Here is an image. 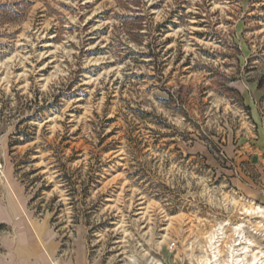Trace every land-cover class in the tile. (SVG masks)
I'll return each mask as SVG.
<instances>
[{
  "label": "rangeland",
  "instance_id": "rangeland-1",
  "mask_svg": "<svg viewBox=\"0 0 264 264\" xmlns=\"http://www.w3.org/2000/svg\"><path fill=\"white\" fill-rule=\"evenodd\" d=\"M255 206L264 0H0V264L264 259Z\"/></svg>",
  "mask_w": 264,
  "mask_h": 264
},
{
  "label": "bare ground",
  "instance_id": "bare-ground-1",
  "mask_svg": "<svg viewBox=\"0 0 264 264\" xmlns=\"http://www.w3.org/2000/svg\"><path fill=\"white\" fill-rule=\"evenodd\" d=\"M243 212L246 213L247 215H251V214L256 213V214H258L260 217H263V218H264V210H263V208L260 207V206H255V207H244V208H243ZM243 227H244V224L241 223V222L235 224L234 229H235V231H237L238 237H240V236L242 237V234H243V231H244V230H243ZM209 238H210V240H209V247L212 249V248H213V247H212V241L214 240L215 235L212 234L211 236H209ZM239 241H240V240H239ZM238 244H240V243H238ZM234 245H236V244H234ZM234 245H230V246H234ZM241 249H242V252H240V253H243V257H241V258H236V259H235V260L239 261L240 264H259L260 261H261V264H264V259H262L261 257H259L258 254H255V253L250 254L249 257L247 258V262L244 263V262H243V258L246 257V256L248 255L249 246H247V245H246V246H242ZM219 251H220V250H217V253H218ZM216 255H217V254H215V255L213 256L214 261H213L212 263H213V264H221V263H218V260L216 259ZM232 260H234V258H233V253H232V257H231V261H232ZM197 262H198L199 264H211V258H210V257H209V258H207V257L202 258V257H201V258H199V259L197 260Z\"/></svg>",
  "mask_w": 264,
  "mask_h": 264
},
{
  "label": "crops",
  "instance_id": "crops-1",
  "mask_svg": "<svg viewBox=\"0 0 264 264\" xmlns=\"http://www.w3.org/2000/svg\"><path fill=\"white\" fill-rule=\"evenodd\" d=\"M38 247V246H37ZM35 259H34V263H31V264H46L45 263V260L42 258V256H40V257H38L37 258V256L36 257H34ZM25 263H27V262H16V264H25Z\"/></svg>",
  "mask_w": 264,
  "mask_h": 264
},
{
  "label": "built area",
  "instance_id": "built-area-1",
  "mask_svg": "<svg viewBox=\"0 0 264 264\" xmlns=\"http://www.w3.org/2000/svg\"><path fill=\"white\" fill-rule=\"evenodd\" d=\"M172 246H173V244L170 245V247H172Z\"/></svg>",
  "mask_w": 264,
  "mask_h": 264
}]
</instances>
